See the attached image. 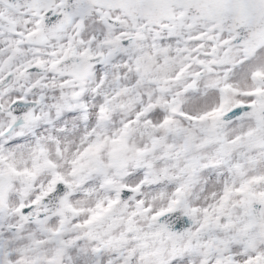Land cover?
<instances>
[{"label": "snow or ice", "instance_id": "1", "mask_svg": "<svg viewBox=\"0 0 264 264\" xmlns=\"http://www.w3.org/2000/svg\"><path fill=\"white\" fill-rule=\"evenodd\" d=\"M0 264H264V0H0Z\"/></svg>", "mask_w": 264, "mask_h": 264}]
</instances>
